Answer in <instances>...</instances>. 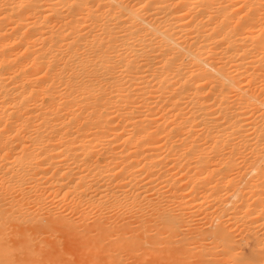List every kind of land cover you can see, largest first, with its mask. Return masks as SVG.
Here are the masks:
<instances>
[{"label": "bare ground", "instance_id": "bare-ground-1", "mask_svg": "<svg viewBox=\"0 0 264 264\" xmlns=\"http://www.w3.org/2000/svg\"><path fill=\"white\" fill-rule=\"evenodd\" d=\"M167 175L164 202L212 221L231 184L255 259L222 221L162 256ZM185 255L264 264V0H0V264Z\"/></svg>", "mask_w": 264, "mask_h": 264}, {"label": "rangeland", "instance_id": "rangeland-1", "mask_svg": "<svg viewBox=\"0 0 264 264\" xmlns=\"http://www.w3.org/2000/svg\"><path fill=\"white\" fill-rule=\"evenodd\" d=\"M215 178L218 179L219 177H215ZM215 178L213 179V181L215 180ZM228 178L231 179L232 175L229 174ZM168 179H169L168 175L162 179V182L159 185V193H158L159 198L157 199L158 202L163 201L160 204L161 209L159 210V217L165 222L164 224L160 225L157 228V232H156V235L159 236L160 242H161L156 248L157 250L160 251L162 256H173V258L176 257L175 254L173 255H170V254L175 252L176 248L179 247L178 242L184 239L185 236L189 235L190 232H188V230L191 229L192 226L194 227H192L191 230L196 229V231L203 230L204 227L205 228L207 227L206 229H213L215 226L218 225L220 221H222L223 227L226 232V235H225L226 237L224 238V242L222 243H225L233 236V238L231 239L233 241L234 248L237 250V253H240L241 259L242 260L247 259L246 261H248V259L249 260H252L253 258L255 259V257L253 256H256L257 254V250L259 248L258 246H259L260 239H261L260 233L263 227L261 226L262 224L260 223H259L260 225L255 224L257 227L254 225H253L254 227L253 226L252 227L255 228L254 231L258 229L257 230L258 232L257 231L254 232L252 230L250 232V230H248L249 229L248 227L250 226L248 225L246 227L247 223L238 222L237 224L233 225L232 220H230L229 222H225L227 215H229L233 211L232 206L228 204V202L229 203L232 202V200L230 199V196L233 193V190H232L233 187L231 184H227L226 186L221 187V194H223L224 197L222 201L220 202V204L216 205V207L219 206L222 208L221 219H219L218 221L217 220L212 221L207 218H204L203 216L198 214V212H195V211L193 212L191 211V213L188 214L190 211H188L185 208L186 199L184 197H179L172 203L164 202L166 197L170 196V193L172 192L171 190L172 187L168 185L169 184ZM195 185L196 186L194 185L187 186V188H190L193 186L194 188L198 189L199 193L195 197V200H200L210 193V185L208 183L195 184ZM192 213H194V217L192 216L193 215ZM189 218L192 220L194 219V220L193 221L190 220L191 224H188V225L184 224V221L185 220L187 221ZM189 226L190 228H188ZM179 230H181V232ZM231 232L233 234H231ZM211 241L212 240H207L206 242H211ZM218 244L219 243H216L214 246H217ZM211 245L210 247H212ZM151 253H152L151 249H146L141 252V254L148 255V256H150ZM219 258L220 259L218 260V264H224L227 260V257L225 256H219ZM189 262L190 260L187 258L186 255L178 259V264H188Z\"/></svg>", "mask_w": 264, "mask_h": 264}]
</instances>
